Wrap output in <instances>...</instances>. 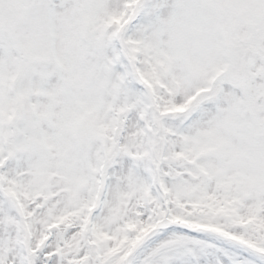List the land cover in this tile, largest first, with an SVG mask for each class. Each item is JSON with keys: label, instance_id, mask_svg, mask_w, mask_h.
<instances>
[{"label": "rangeland", "instance_id": "obj_1", "mask_svg": "<svg viewBox=\"0 0 264 264\" xmlns=\"http://www.w3.org/2000/svg\"><path fill=\"white\" fill-rule=\"evenodd\" d=\"M0 264H264V0H0Z\"/></svg>", "mask_w": 264, "mask_h": 264}, {"label": "water", "instance_id": "obj_2", "mask_svg": "<svg viewBox=\"0 0 264 264\" xmlns=\"http://www.w3.org/2000/svg\"><path fill=\"white\" fill-rule=\"evenodd\" d=\"M253 55L254 52L249 48L234 53L231 58L229 69L224 75L225 81L248 86L252 80L249 69L253 65ZM258 101L262 103V98L258 99Z\"/></svg>", "mask_w": 264, "mask_h": 264}]
</instances>
